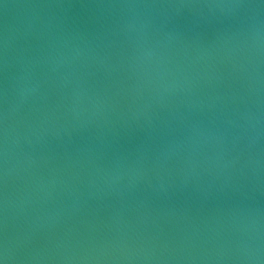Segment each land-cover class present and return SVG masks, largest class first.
I'll list each match as a JSON object with an SVG mask.
<instances>
[{
  "label": "water",
  "instance_id": "1",
  "mask_svg": "<svg viewBox=\"0 0 264 264\" xmlns=\"http://www.w3.org/2000/svg\"><path fill=\"white\" fill-rule=\"evenodd\" d=\"M2 264H264V0H0Z\"/></svg>",
  "mask_w": 264,
  "mask_h": 264
},
{
  "label": "clouds",
  "instance_id": "2",
  "mask_svg": "<svg viewBox=\"0 0 264 264\" xmlns=\"http://www.w3.org/2000/svg\"><path fill=\"white\" fill-rule=\"evenodd\" d=\"M0 264H2V261H0Z\"/></svg>",
  "mask_w": 264,
  "mask_h": 264
}]
</instances>
